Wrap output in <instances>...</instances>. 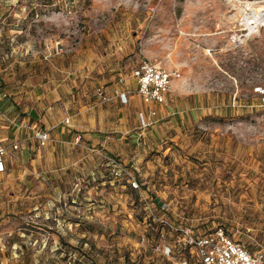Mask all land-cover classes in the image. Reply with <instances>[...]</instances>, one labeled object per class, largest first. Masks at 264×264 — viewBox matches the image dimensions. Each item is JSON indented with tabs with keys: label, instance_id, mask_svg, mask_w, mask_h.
I'll return each mask as SVG.
<instances>
[{
	"label": "rangeland",
	"instance_id": "obj_1",
	"mask_svg": "<svg viewBox=\"0 0 264 264\" xmlns=\"http://www.w3.org/2000/svg\"><path fill=\"white\" fill-rule=\"evenodd\" d=\"M244 1L0 0V264H173L186 227L264 246V25L226 19ZM143 59L176 75L144 128Z\"/></svg>",
	"mask_w": 264,
	"mask_h": 264
},
{
	"label": "built area",
	"instance_id": "obj_2",
	"mask_svg": "<svg viewBox=\"0 0 264 264\" xmlns=\"http://www.w3.org/2000/svg\"><path fill=\"white\" fill-rule=\"evenodd\" d=\"M130 75L134 79L137 94L148 106L147 113L140 114V125L144 128L155 122L153 118L156 111L152 108V104L166 102L170 81L176 75L169 73L158 63L146 59L134 66ZM98 93L104 99L103 92ZM65 122L68 123L69 119L65 118ZM33 135L41 147L49 140V134L45 129H35ZM78 138L76 141L79 140ZM12 148L16 149L17 145L14 144ZM6 155L7 150L0 145V172L5 170ZM131 185L137 187L138 183L133 180ZM176 230L179 231L178 242L181 250L174 254L168 245H164L161 249V253L173 264H264V246L251 249L222 229L203 233H195L190 227L175 228Z\"/></svg>",
	"mask_w": 264,
	"mask_h": 264
},
{
	"label": "bare ground",
	"instance_id": "obj_3",
	"mask_svg": "<svg viewBox=\"0 0 264 264\" xmlns=\"http://www.w3.org/2000/svg\"><path fill=\"white\" fill-rule=\"evenodd\" d=\"M233 10L226 19L230 22L239 21L243 29L247 30L245 36L256 33L264 25V0H245L244 5L233 3Z\"/></svg>",
	"mask_w": 264,
	"mask_h": 264
},
{
	"label": "crops",
	"instance_id": "obj_4",
	"mask_svg": "<svg viewBox=\"0 0 264 264\" xmlns=\"http://www.w3.org/2000/svg\"><path fill=\"white\" fill-rule=\"evenodd\" d=\"M133 82H134V81H133ZM134 84H135V82H134ZM135 87H136V85H135ZM135 87H134V89H135ZM4 102H5V100H3V101L0 102V103L3 104ZM1 104H0V105H1ZM0 107H1V106H0ZM30 116L33 117L32 115H29V117H30ZM31 117H30V118H31ZM92 120H94V117H93ZM92 124H94V123H92ZM60 132H62V131H60ZM52 134H53V133H52ZM50 135H51V134L49 133V136H50ZM0 136H1V137H0L1 140L6 139V137H4L3 135H0ZM5 136H8V137H9V136H11V133H10L9 135L7 134V135H5ZM80 136H82V138H86V139H88V138L90 137V138L94 139L96 142H97V138H98V136H95L94 134L90 135V133H82V134H77V135L74 137V140H75L77 137L80 138ZM94 136H95L96 138H93ZM63 137H67V135H65V136H63ZM79 138H78V139H79ZM14 139H15V138H13L12 140L15 141ZM36 141H37V140H36ZM47 143H48V142H47ZM37 144H38V143H37ZM23 147H24V146L21 147V148H22V149H20L21 151L23 150ZM38 149H40L39 146H38ZM6 168H7V158H5V170H6ZM5 170H4V171H5ZM4 171H2V172H4ZM2 172H0V173H2Z\"/></svg>",
	"mask_w": 264,
	"mask_h": 264
},
{
	"label": "trees",
	"instance_id": "obj_5",
	"mask_svg": "<svg viewBox=\"0 0 264 264\" xmlns=\"http://www.w3.org/2000/svg\"><path fill=\"white\" fill-rule=\"evenodd\" d=\"M83 254H85V253H83ZM87 260L90 261V264H98L94 259H90V257L87 258Z\"/></svg>",
	"mask_w": 264,
	"mask_h": 264
}]
</instances>
